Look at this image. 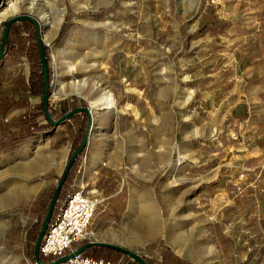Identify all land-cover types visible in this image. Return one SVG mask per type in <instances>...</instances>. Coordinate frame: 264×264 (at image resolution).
Listing matches in <instances>:
<instances>
[{
    "label": "rangeland",
    "instance_id": "rangeland-1",
    "mask_svg": "<svg viewBox=\"0 0 264 264\" xmlns=\"http://www.w3.org/2000/svg\"><path fill=\"white\" fill-rule=\"evenodd\" d=\"M71 1L64 0L65 13L53 39L41 36L47 48L49 84L56 79L57 52L83 35L84 46L79 50L95 56L99 74L110 84L115 99L113 125L92 130L91 118L88 144L76 166L77 170L86 157L89 174L97 177L94 196L100 203L88 237L100 228L94 238L106 240L113 231V240L122 244L118 235L127 232L123 223L133 222L128 211L133 193L139 195L137 202L142 196L153 202L162 225L150 241L122 245L131 247L149 264H172L173 259L174 264H200L202 260L192 250L206 243L217 251V264H264V160L248 176L234 167L241 165L236 151L239 143L256 142L264 149L258 144L264 140V0H220L213 10L208 9L212 5L209 0H196L193 5L192 0H100L96 9L79 12ZM90 1L80 0L81 4ZM18 15L38 21L26 12ZM211 16L226 22L222 33L201 30ZM112 17L120 29L93 27ZM11 29L0 64V97L12 98L16 105L1 118L0 140H14L18 148L0 151V197L15 196L10 208L0 210V257L8 259V264H34L31 247L65 166L63 156L66 153L67 162L70 150L79 146L88 117L81 112L66 125L50 126L40 110L43 89L36 28L30 22H20ZM89 33L100 42L92 44ZM2 35L0 24V44ZM52 89L48 111L54 122L70 109L89 107L76 96L54 99ZM182 89L194 90L190 111L177 105ZM40 126L44 130L40 131ZM100 134L110 141L103 151L117 157L118 168L109 166L107 159L93 164L99 144H89L90 137ZM33 144L37 148L30 154L4 161ZM180 148V155H187L186 166L173 169L168 156L171 153V159H176L173 153ZM131 150L139 155L142 176L133 170ZM46 154L55 165L27 178L19 174V164ZM175 169L181 170L178 177L185 183L171 187L168 184ZM75 175L64 198L77 183ZM219 191L233 197L230 205L220 208L225 215L221 231L236 244L227 238L223 246L228 250L226 257L213 242V212L201 206L211 204ZM93 256L115 264H137L102 248L93 250Z\"/></svg>",
    "mask_w": 264,
    "mask_h": 264
},
{
    "label": "bare ground",
    "instance_id": "bare-ground-1",
    "mask_svg": "<svg viewBox=\"0 0 264 264\" xmlns=\"http://www.w3.org/2000/svg\"><path fill=\"white\" fill-rule=\"evenodd\" d=\"M195 2L196 0H192L191 5ZM71 3L75 10L79 12L87 9H96L100 0H92L89 4H81L80 0H72ZM178 4L180 5L181 3L178 2ZM22 12L37 17L38 24L39 22L41 23V25L39 24L41 36L44 40L49 41L53 39L62 22L65 13L64 0H0V24L5 22L8 18ZM112 19L113 17L108 18L107 22L103 24H94L93 27L105 25L109 30L120 29L121 27L115 25L111 21ZM89 35L91 36L92 44H98L100 42L98 38L95 37L94 33H89ZM76 36H79V34L77 33ZM83 40L84 38L82 35L79 39L70 41L72 46L57 52L55 60L56 79L53 83L52 97L57 100L69 96H76L84 99L87 101L90 108V117L93 120L92 130H97L100 127L110 128L114 121L115 99L110 84L99 74L95 56L84 54L79 50L84 46ZM193 93V89H182L177 97L178 107L190 111ZM107 139L106 135H91L89 144L93 146L95 143L99 144V152L95 151L93 155L94 164L103 159H107V164L109 166L118 168L119 163L117 157L103 151V148H107L110 145V141ZM131 139L132 138L128 139L129 143L132 142ZM33 148H37V144L31 145L17 154L15 153L12 156H7L4 161H9L16 156H26L33 151ZM133 151L134 150H131L130 152L132 153L133 170L139 176H142L138 166L139 155L133 154ZM180 152L181 148L176 154L173 153L176 159H171V153H169L168 157H170L169 159L171 162L170 167L173 169L180 167L184 168L186 166L187 155L181 156ZM65 158L66 153L63 156V163H65ZM55 164V160L46 154V156L40 157L37 161L19 164L16 169L20 172L19 174H21V176L27 178L43 173L49 166ZM174 171V175L170 178L171 182L168 184L171 187L185 183L184 179L178 177L181 170L175 169ZM38 189L39 186L31 191L36 192ZM134 196H131V199L134 200H132L128 206V211L131 213L130 217L133 218V222L127 225V235L124 237L121 236L122 244L140 245L148 242L155 236L157 228L162 225L160 218L157 217V213L154 210L153 202L144 201V199L140 200L142 202H137V198ZM14 197L12 195L0 197V210L10 208L15 203ZM169 201L171 200L169 199ZM130 217L128 219H130ZM86 237H88V235ZM192 254L202 260L200 264H217L218 262V253L211 244L209 245L206 243L203 246H197L192 250ZM0 261L8 264V259L4 257H0Z\"/></svg>",
    "mask_w": 264,
    "mask_h": 264
},
{
    "label": "built area",
    "instance_id": "built-area-1",
    "mask_svg": "<svg viewBox=\"0 0 264 264\" xmlns=\"http://www.w3.org/2000/svg\"><path fill=\"white\" fill-rule=\"evenodd\" d=\"M219 1L209 0V3L215 5ZM75 182L52 217L40 243L38 255L43 260L52 259L53 262L71 255L59 264H111L101 259L83 257L81 253L72 250L73 244L88 239V229L100 203L93 192L88 194L81 182Z\"/></svg>",
    "mask_w": 264,
    "mask_h": 264
},
{
    "label": "water",
    "instance_id": "water-1",
    "mask_svg": "<svg viewBox=\"0 0 264 264\" xmlns=\"http://www.w3.org/2000/svg\"><path fill=\"white\" fill-rule=\"evenodd\" d=\"M19 21H28V22L32 23L35 26L36 31H37L36 39H37V44H38V50H39V56H40V61H41V68H42V75H43V100H42V104H43V108H44L45 117L48 120L49 124L52 126H57L59 124H62L69 117L74 116L75 114L81 113V112L85 113L88 117V127L86 130V133H85L81 143L79 144V146L73 152L70 159L67 162H65V166L63 168V171L60 174V181L58 182V184L55 188V191H54L53 196L51 198V201L49 203L45 218L42 222L41 229L39 231V234H38V237H37V240L35 243L34 260L36 261L37 264H46V263H43L39 260V255H38L39 246H40L42 238H43V236H44V234H45V232H46V230H47V228L51 222L52 215H53V212H54L57 200H58V196H59L60 190H61V188H62V186L66 180L67 174H68L72 164L74 163V161L78 157V155L87 147L90 125H91L90 108L89 107L76 108L73 111L65 114L57 122H54L51 120L50 115H49V111H48V101H49V96L51 93L49 90L52 89L53 84H51V85L49 84L48 64H47V61L45 59V55H44V51H43V45H45V44L41 38L40 27H39L38 21L35 18L31 17L30 15H18V16H14V17H12L6 21L5 27L3 29L1 44H0V61H1L2 56H3L4 45H5L6 40H7L9 28L13 23L19 22ZM92 245L112 249V250L117 251L123 255H126L132 261H134L138 264H146L144 259L141 256H139L137 254V252H135L134 250H132L130 248L122 247L120 245L108 244V243H104V242L88 243L85 246L81 247L80 249L76 250L75 253H82L87 247L92 246ZM70 257H71V255L68 257H63V258H61L55 262L49 263V264L63 263L67 259H69Z\"/></svg>",
    "mask_w": 264,
    "mask_h": 264
},
{
    "label": "crops",
    "instance_id": "crops-1",
    "mask_svg": "<svg viewBox=\"0 0 264 264\" xmlns=\"http://www.w3.org/2000/svg\"><path fill=\"white\" fill-rule=\"evenodd\" d=\"M20 22H28V21H19V22H15L13 24L16 25V24H18ZM1 61H0V64H1ZM74 116H71L68 119H70V118L72 119ZM67 120H65L62 124H59V125H66ZM57 126H55V127H57ZM258 144H263L264 145V140L261 141ZM236 151L239 153V156H240V159H241V162H240L241 165L234 166V167H236L238 170L245 171L247 176L250 175L249 174L250 171H252L255 168L256 164H258L260 161L264 160V157H263L264 149H261L258 146H256V142H255V144H249V143L245 144L244 142L241 143V144L239 143V148H237ZM86 163H87V159H86V157H84V159L80 162V164H79V166H78V168H77V170L75 172L76 175H75V178H73V180H75V179L77 180V178H79L81 180V183L84 185L85 192H87L88 194H91L90 192H93L94 195H95L96 194L95 192H97V191H96V189L94 187H95V182L97 181V177H92L91 174H89V170H88L89 167L86 166ZM93 164H94V160H93ZM95 164H97V163H95ZM241 171H238V172H241ZM92 172L96 173L95 171H92ZM76 176H77V178H76ZM89 183H90V185H89ZM206 191L207 190H204L202 193L205 194ZM209 192L212 193L213 190L210 189ZM132 194L133 193H131V196H132ZM237 194H239V193H237ZM213 197L214 198H213V201L211 202V204H208V205H210L209 207H208V205H206L204 203H202V205L201 204L200 205L202 207L206 206L208 211L211 210L213 212L214 221L210 223L212 225L216 224V225L212 226V229H213L212 230V234H213V237H214L213 242L215 243V245L218 248V250L222 253V256L226 257L227 254H225V253H228L227 252L228 250H226L223 246H225V242H226L227 238H230L229 241H231V240L233 241V239L230 236L224 235L222 233V231H221V225L222 226L224 225L222 220H225V215H224V213L221 212V209H222L221 206L230 205L231 204V200L233 199V197L227 191H221V192L219 191V193L215 194ZM142 199H144V201L146 200L145 197L142 196V197L139 198L138 202H142V201H140ZM112 209H114V208H112ZM130 223H132V222L131 221L130 222L129 221H124V223H123L124 227H127V225L130 224ZM96 230H100V228L93 229V232H89L90 234H92V235H89V238H88L89 242H87L86 240L84 242H86L87 244L88 243H93V242H104V243H108V244L120 245L122 247H126V248H130L131 249V247L124 246L121 243L115 242V240H113V237H115V233L113 231H111L110 233L107 234L109 237L106 240H99V239L94 238L95 237L94 234H95ZM123 233L124 234L121 233V234H119V235L117 234V235L119 237H121V236L124 237L125 235H127L126 231H123ZM230 243H232V242H230ZM142 244H140V245H142ZM233 245L236 246L234 241H233ZM79 246L80 245L78 243L73 244L72 250L76 251V248L79 247ZM96 247H99V246H94V245L89 246V256L93 253V250H95ZM99 248H102L104 250L114 251L112 249H108V248H105V247H99ZM114 252H117V251H114ZM174 252L176 253V255L180 256L175 250H174ZM166 255L169 256V254H166ZM144 256L146 257V255H144ZM141 257L144 259L143 256H141ZM169 257H171V256H169ZM91 258L92 259H96L95 257H91ZM97 259L100 260L101 258H97ZM45 260L46 261H44L43 263H46V264H49V263L53 262L52 259H45ZM101 260H103V259H101ZM172 264H174V259H173Z\"/></svg>",
    "mask_w": 264,
    "mask_h": 264
},
{
    "label": "trees",
    "instance_id": "trees-1",
    "mask_svg": "<svg viewBox=\"0 0 264 264\" xmlns=\"http://www.w3.org/2000/svg\"><path fill=\"white\" fill-rule=\"evenodd\" d=\"M215 6L216 5H211V6H209L210 8H208V9H211V10H213V8H215ZM207 14H204L203 15V18H206L207 16H206ZM204 20V19H203ZM5 23L6 22H3L2 23V25H3V29H4V27H5ZM225 26H226V22H223V21H221V20H219L217 17H215V16H211V17H209V18H207L206 19V21H204L203 22V27L201 28V30H205L206 32H208V33H210V34H212V35H217V34H219V33H222L223 32V30L225 29ZM11 26H10V28H9V31H8V38H7V41H8V45H9V42H10V35H11ZM36 44H37V39H36ZM37 51V57H38V66H39V69H40V75H41V83H42V89H43V80H42V78H43V75H42V68H41V61H40V56H39V50H38V44H37V49H36ZM43 51H44V55H45V59L47 60V48L45 47V46H43ZM29 80H30V82L31 81H33V76H32V72H31V74H30V76H29ZM42 93H43V90H42ZM15 105H16V103L14 102V100L12 99V98H3V97H0V122H1V118L4 116V114L8 111V110H10L11 108H14L15 107ZM40 110H41V112H42V114H43V116L45 117V114H44V108H43V104H41V106H40ZM71 111H73L72 109H70V111L69 112H71ZM69 112H67V113H69ZM67 113H65V114H67ZM64 114V115H65ZM51 126V125H50ZM41 129V130H40ZM40 129H38V130H40V131H42V130H44V128H43V126H40ZM85 135V134H84ZM84 137V136H83ZM83 139V138H82ZM82 141V140H81ZM81 143V142H80ZM79 143V144H80ZM78 147V146H77ZM18 147H17V144H16V141H14V140H8V141H5V140H0V151H2V152H9V151H13V150H16ZM76 150V148L74 149V150H70V155H69V159H70V157L72 156V154H73V152ZM83 152V151H82ZM81 152V153H82ZM81 153L78 155V157L76 158V160L74 161V163L72 164V166H71V168H70V170H69V172H68V174H67V177H66V180H65V182H64V184H63V186H62V188H61V190H60V193H59V196H58V200H57V203H56V206H55V209H54V212H53V215H52V217L54 216V214L56 213V211H57V209H58V206L62 203V201H63V196L62 195H64L63 193H64V191H66L67 190V187H68V185H69V183H70V181H71V179H72V176H73V174L75 173V171H76V166H77V161H78V159H79V157H80V155H81ZM68 159V160H69ZM60 181V178H59V180H58V182ZM53 193H54V191L52 192V195L50 196V200H49V203H50V201H51V198H52V196H53ZM47 212V211H46ZM45 215H46V213H45ZM45 215H44V218H45ZM37 237H38V235H37ZM37 237H36V240H37ZM35 243H36V241H34V243H33V245H32V247H31V258H32V260L35 262V260H34V248H35ZM80 246L79 247H77L76 248V250H78V249H80L81 247H83V246H85L87 243L86 242H84V241H81V242H79L78 243ZM96 248H99V247H96ZM100 249V248H99ZM114 252V251H113ZM118 253V252H117ZM120 254V253H119ZM81 255L83 256V257H88V258H91V257H94L93 256V253L89 256V247H87L82 253H81ZM122 255V254H121ZM125 256V255H124ZM127 257V256H126ZM129 258V257H128ZM97 259V258H96ZM39 260L41 261V262H44V261H46V260H43L41 257H39ZM104 260V259H103ZM104 261H106V262H109V261H107V260H104ZM144 261L146 262V264H149L145 259H144ZM109 263H111V262H109ZM136 263V262H135ZM111 264H115V263H111Z\"/></svg>",
    "mask_w": 264,
    "mask_h": 264
}]
</instances>
